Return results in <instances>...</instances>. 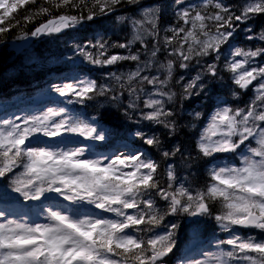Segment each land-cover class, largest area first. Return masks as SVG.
<instances>
[{"label": "clouds", "instance_id": "clouds-1", "mask_svg": "<svg viewBox=\"0 0 264 264\" xmlns=\"http://www.w3.org/2000/svg\"><path fill=\"white\" fill-rule=\"evenodd\" d=\"M182 2L0 0V47L66 69L0 92V264H264V0Z\"/></svg>", "mask_w": 264, "mask_h": 264}, {"label": "trees", "instance_id": "trees-1", "mask_svg": "<svg viewBox=\"0 0 264 264\" xmlns=\"http://www.w3.org/2000/svg\"><path fill=\"white\" fill-rule=\"evenodd\" d=\"M155 2H157V0H140V4H138V5L124 4L125 7H122L121 9H119V12L123 13L124 9H126V6H128L126 12H134L141 6L150 5V4H153ZM167 2H168V4L174 3V0H167ZM198 2H199V0H183V2L180 5H177V9L184 8L189 4H196ZM228 2L232 3V4H238L239 0H228ZM254 22L258 28L261 23H264V15L257 17ZM37 23L38 22H34L32 24H29L28 28L31 29ZM96 23H99V21H96ZM181 23H183V22L177 21L175 19L174 11H169L167 6H166L164 12L161 14V17H160V27L162 29H164V27H166V26L179 27V25ZM237 23H239V22H237ZM90 31H92L91 27L86 28L83 31H81L79 33V35L86 38V34ZM104 31H105V33H107L110 31V29L105 28ZM254 31H255V29H254ZM167 34L171 35L170 32ZM65 35L71 37L73 34L72 33H65ZM123 37L124 36L122 34L121 35H113L112 39L117 41V42H123L124 41ZM237 40L238 41L242 40V35L237 34ZM110 43H111V41H110ZM253 43H255V41ZM38 45H40V46L37 47L36 50L41 54V56H43V59L46 60V65H49V63L53 64L55 61H57L56 58L58 57V55L63 54V50L60 49L59 44L55 45L54 42L47 41L46 39H44L43 41L39 40ZM70 50L71 49H68L69 53L71 52ZM122 50L123 49L112 48L109 50L108 54H110V55L116 54V53L122 52ZM9 54L10 53L7 51L6 47H0V92H2L4 95H9L10 94L9 88H10V85L12 83L30 84L32 82H37L38 84H40V82L43 81L42 76L45 73H41V71H38V70L36 71V74H38V75H36L34 78H31L32 80H26V79H22V78H20L18 80V77H16V76L12 77V79L9 80L7 78V75H6L8 69H9V66L7 65V59L9 57ZM46 54L48 56H45ZM125 64H126L125 61H121L117 65H115L114 68L115 69L119 68L118 66H120V65L125 67ZM17 68H19V67H17ZM18 71H20V73H23L21 68H19ZM40 85H42V84H40ZM213 87H215V86H213ZM197 99H199V98H194L193 101L187 103L185 105V107H191L192 103H195ZM210 106L211 105L209 104V107ZM101 118L104 120L105 123L112 124L113 128L116 130V132L118 134H123L124 126L118 120L119 117L117 116V114L115 112H111L110 110H105V112L103 113ZM129 127H133V125H129ZM145 127L148 128V127H150V125L145 124ZM185 142H187V141H185ZM172 143H173V140H167L166 146H170ZM181 231L183 232V227H182Z\"/></svg>", "mask_w": 264, "mask_h": 264}, {"label": "rangeland", "instance_id": "rangeland-1", "mask_svg": "<svg viewBox=\"0 0 264 264\" xmlns=\"http://www.w3.org/2000/svg\"><path fill=\"white\" fill-rule=\"evenodd\" d=\"M123 7H125V6H123ZM142 7H148V6H142ZM142 7H139L134 12H126V10L128 8V6H126V9H124L123 13H127L130 16L137 17L138 13H139V9L142 8ZM161 31H163L162 28H161ZM123 39L126 40V37H123ZM34 45H35V43H33V46L30 47V48H27L26 45H24L21 48H19L18 52L16 53V54H19L18 55L19 59L16 62H14V64H19V65L22 64L23 66H25V68H24L25 70L28 67H33V68L40 67L41 63H39V62L41 61V57L39 58V54L35 50H33ZM139 47H140V45L136 44L132 50L135 51V49L139 48ZM16 54H14V55H16ZM116 54H127V51L123 49L122 52H119V53H116ZM14 61H15V59H14ZM125 62H126L125 67L120 65V66H118L119 68L115 69L114 66H112L108 70H113V71H115V70H125V69H128V68L134 67V62H130V61H125ZM4 104H5V106H7V103H4Z\"/></svg>", "mask_w": 264, "mask_h": 264}, {"label": "snow or ice", "instance_id": "snow-or-ice-1", "mask_svg": "<svg viewBox=\"0 0 264 264\" xmlns=\"http://www.w3.org/2000/svg\"><path fill=\"white\" fill-rule=\"evenodd\" d=\"M110 59H119V57L118 56H115V55H112V56H110Z\"/></svg>", "mask_w": 264, "mask_h": 264}, {"label": "bare ground", "instance_id": "bare-ground-1", "mask_svg": "<svg viewBox=\"0 0 264 264\" xmlns=\"http://www.w3.org/2000/svg\"><path fill=\"white\" fill-rule=\"evenodd\" d=\"M42 80L44 81V80H45V78H42Z\"/></svg>", "mask_w": 264, "mask_h": 264}]
</instances>
